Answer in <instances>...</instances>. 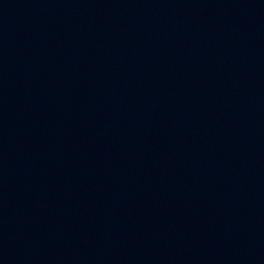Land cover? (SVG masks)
Segmentation results:
<instances>
[{
    "label": "water",
    "instance_id": "water-1",
    "mask_svg": "<svg viewBox=\"0 0 264 264\" xmlns=\"http://www.w3.org/2000/svg\"><path fill=\"white\" fill-rule=\"evenodd\" d=\"M0 264H264V0H0Z\"/></svg>",
    "mask_w": 264,
    "mask_h": 264
}]
</instances>
